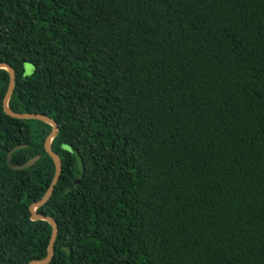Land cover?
<instances>
[{
    "label": "trees",
    "instance_id": "obj_1",
    "mask_svg": "<svg viewBox=\"0 0 264 264\" xmlns=\"http://www.w3.org/2000/svg\"><path fill=\"white\" fill-rule=\"evenodd\" d=\"M0 63L10 109L59 129L49 264H264V0H0ZM8 83L0 264H29L52 128L4 113Z\"/></svg>",
    "mask_w": 264,
    "mask_h": 264
},
{
    "label": "water",
    "instance_id": "obj_2",
    "mask_svg": "<svg viewBox=\"0 0 264 264\" xmlns=\"http://www.w3.org/2000/svg\"><path fill=\"white\" fill-rule=\"evenodd\" d=\"M0 70H5L9 76V83H8L7 91H6V94H5V96L3 98V102H2V107H3L4 113L7 116H9L13 119H17V120L40 121V122H43L45 124L50 125L52 128L51 132L49 133V135L45 139L44 150L49 155V157L52 159V161L54 163V176H53V179H52L47 191L43 195V197L39 201L33 202L29 206L30 219L32 221L47 222L52 229V233H51L50 240L48 243L46 257L44 259H40V260H33L29 264H49L50 261L52 260L53 256H54V244H55L56 237L58 234V225H57V222L52 217L38 213L37 209L43 207L48 202V200L50 199V197L53 194L55 185L57 184V182L61 176V173H62L61 159H60L59 155L56 152H54L52 149V141L58 135L59 129H58L57 123L53 119L49 118L46 115L37 114V113H17V112L12 111L9 107V101H10V98H11L13 92H14L15 83H16V73H15L14 68L11 65L6 64V63H0ZM25 147H26V145H17L7 153L6 162H7V165L12 170H23V169L29 168L38 160L39 157L36 156V157H33L30 160L26 161L23 164L14 165L11 162V155L15 151H17L21 148H25ZM77 183H78V180H75L73 185H75Z\"/></svg>",
    "mask_w": 264,
    "mask_h": 264
},
{
    "label": "rangeland",
    "instance_id": "obj_3",
    "mask_svg": "<svg viewBox=\"0 0 264 264\" xmlns=\"http://www.w3.org/2000/svg\"><path fill=\"white\" fill-rule=\"evenodd\" d=\"M24 69H25V74L26 75L31 74L32 71H33V67L31 65H29V64L24 65Z\"/></svg>",
    "mask_w": 264,
    "mask_h": 264
}]
</instances>
